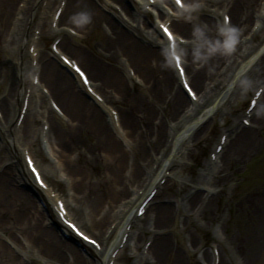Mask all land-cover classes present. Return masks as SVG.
<instances>
[{"label": "bare ground", "instance_id": "1", "mask_svg": "<svg viewBox=\"0 0 264 264\" xmlns=\"http://www.w3.org/2000/svg\"><path fill=\"white\" fill-rule=\"evenodd\" d=\"M43 1V17L36 23L43 35L36 41L31 34L28 40V26ZM129 1L0 0V52L16 55L17 48L24 57L20 71L13 69L14 61L0 58V234L21 233L18 238L5 236L16 249L0 235V264H109L113 259L114 264H128L132 256L133 264H214L217 256L208 249L197 254L209 234L204 231L202 237L197 229L206 230L200 223L205 218L217 221L225 231L230 214L242 232L226 236L232 247L221 249L219 264H256L262 257L264 185L237 197L226 194L243 163L263 145L259 135L264 130V91L249 126L243 122L251 115L236 111L252 87L264 88V0H184V8H190L186 18L180 17L182 8L173 0L132 1L136 12ZM147 6L157 10L159 19H144ZM223 11L224 19L230 15L229 25L220 21ZM156 21H171L196 100L184 88L169 55L168 39ZM57 33L63 35L61 54L66 51L80 61L105 103L88 91L72 68L42 47L41 42ZM258 35L261 41H256ZM74 37H81L87 46ZM31 41L37 42V55L30 61L24 45ZM30 71L32 81L39 76L38 84H31ZM134 76L144 87L131 88L129 84L137 81ZM26 98L28 108L18 125ZM47 98L58 100L63 116ZM115 107L120 125L112 111ZM229 115L233 119L228 125ZM39 119L48 120V131L37 124ZM218 125L219 143L222 135L227 141L218 156L223 154L221 160L208 158L195 175L194 163ZM43 136L54 157L46 167L40 163L37 146ZM20 151L33 157L47 189L38 186ZM49 177L66 182L74 191L75 197L64 198L69 214L99 236L100 251L81 238H77L80 246L67 239L75 234L55 211L52 202L56 204L61 194L52 197L55 187ZM28 188L39 196L33 197ZM154 189L144 215L134 214L139 200ZM73 207L86 213H76ZM52 222L60 224V232ZM144 239L151 242L147 250L141 249Z\"/></svg>", "mask_w": 264, "mask_h": 264}, {"label": "rangeland", "instance_id": "2", "mask_svg": "<svg viewBox=\"0 0 264 264\" xmlns=\"http://www.w3.org/2000/svg\"><path fill=\"white\" fill-rule=\"evenodd\" d=\"M41 3L42 4H40V6H39V11H38L37 16L33 18L30 26H28V29H29V30H27V38H28V40H29V36L31 34H34L35 31L37 30L38 25L36 23L39 22V21H41V18L43 17V10H44V8L46 6H45V2L44 1L41 2ZM132 7L134 8V6H131L130 5V8L131 9H132ZM54 9H53V11H54ZM183 13L180 14V15H183V18H186V17L190 16V13L188 12V10H186V12H183ZM143 17H144V19L151 20L153 22L155 20L153 13L150 12V11H148L147 15H145ZM223 20H224L223 19V15L220 14V21L223 22ZM50 22H51V19H50ZM155 24H157V23H155ZM65 25H68V24L65 23ZM39 31H41V28H39L37 30V32H39ZM37 35H40V34H37ZM42 35H43V33H42ZM9 37H11V35H9ZM44 37H45V35H44ZM44 37H42V38H44ZM58 37H59V34L48 36L45 39V43L44 42L43 43L41 42L42 47L44 48V45H45L47 47V50L48 51H51L52 50V44L54 43L55 40H57ZM260 38L261 37L259 35H258V37L257 36L255 37L256 41H258V40L261 41L262 38L261 39ZM28 40H25V43ZM73 41L78 42L79 44H81V46H84V45L87 44V43L85 44V41L84 40L82 41V38L81 37L80 38L74 37L73 38ZM95 45H97L98 48L101 49V46L99 47V44H95ZM183 47L184 46H182V48ZM24 48H25V52L28 53V56L30 57V61H31L32 59H31V52H29V44H25L24 45ZM14 52H16V55L10 52V53L7 54V56H6V53H3L2 54L0 52V58H2V57L3 58H6L10 62V64H12L11 61H14L13 62V66H14L13 69H16L17 71H20V69L22 67V61H24V57L22 56V51L21 50L19 51V49L16 48V50H14ZM97 52H99V50H93V53H95L98 56H100L99 53H97ZM68 55H70V54H68ZM57 58H58V60H60L59 57H57ZM32 76H33V72L30 71V78L29 79H30V82L31 83H32ZM133 78H135V76ZM136 78H137V76H136ZM136 80H135L136 82H134L135 84H132V85L129 84L132 89L134 88V90H135V89H138L139 87L140 88L144 87L143 82H141V80H139V78L136 79ZM247 81L248 80L246 79L245 82H247ZM112 90L115 92L114 88ZM254 91H255V87L251 88V90L249 91L248 96L246 98H244V100H242L241 103H240V105L238 106V110L236 111V114H239V112H241V111H243L245 109V107L247 106L248 101H249L250 97L253 95ZM99 92L101 93V96L104 97L103 92H101V91H99ZM46 102H48V100ZM57 103H58V100H57ZM113 110H115V112H119L118 109H116V107ZM219 119H220V123H222L223 120L221 118H219ZM232 119H233V115H231V116L229 115L228 116V120H227V124H230L231 121H232ZM37 124L40 127L43 126V120L39 119ZM220 131H221V127L218 125L217 128H216V130L214 131L213 135L211 136L208 144H205V142H204L203 145H205V147L202 150V151H204V154H203V156H201V159L200 160L199 159L196 160L197 163H194V165L196 167L194 169L195 175H197L199 173L202 165L209 158L210 151L214 149V146H215L216 142L218 141V138H219V135H220ZM259 136H260V138L263 141L262 148L248 162L243 163L242 166L244 168H241L242 171L236 173V178L233 180V183H232L233 185L227 186L229 188L228 194H226V197L227 198H231L233 196L237 197L241 193H243V192L245 193L246 191H248V190H250V189H252L254 187H257L259 185H261V186L264 185V130L261 132V134ZM37 146H39L38 155H39V159L41 161L40 163H41L42 166L46 167V166L49 165V162H50L49 159H50V157L46 154V151L44 150V145L42 144L41 139L38 140ZM20 157H21L22 161L24 162L22 151L20 152ZM255 163H257V165H255ZM193 168H194V166H193ZM49 180L53 183L54 187L63 196H67V195H70L71 196L72 195V196L75 197L74 191L72 189H70V187H68V184L66 182L56 180L53 177H49ZM175 189L176 188H171L170 191H175ZM185 191L186 190H184L181 193V195L184 194ZM224 199H225V196L222 198V201ZM73 208L75 209V212L76 213H81L82 215L86 213V211L84 209L82 210L80 207H73ZM33 212H36V208H33ZM134 213H135V211H134ZM37 214L38 213L36 212V215ZM228 214H230V212H229L228 207H226L225 208V211H224V217H225V219H227L229 217ZM77 215L80 216L79 214H77ZM236 222H238V220H236ZM200 223L203 224L204 228L206 227V230H204V229L203 230H198L197 229V232L198 233L201 232L200 235L202 237L204 236V231H208L209 234H208V238L206 239L205 245L203 246V249L200 250L201 248H199V250L197 252L198 256H200V254L202 253V251H204L205 249H208L209 250V253H212V246H214L215 244H217L219 250L226 249V248L230 249L232 246L228 242V239H226V236L229 235V237H232L233 235H236V234H239V233L242 232V228L239 227L237 223H235V218H234V216L232 214H230V221L228 222L227 227H226V230H225L226 233H225V231L223 229H219L218 228L220 225L218 224L217 221H209L208 219L202 218V220H200ZM191 227L193 229H196L193 226H191ZM91 234L94 235V236H96L97 238H99V236L96 235L95 233L91 232ZM0 235L2 236V234H0ZM12 235H15V237H17V236H20L21 233L19 231H12V232L10 231L7 234L3 235L2 237L5 238L7 240V242L10 245H12V247L14 249H16L15 246H14V244L11 243L10 239H7L5 237V236H8V237L11 236L12 237ZM175 239H176V243L178 244V246L184 248V243L182 242V240L181 239L178 240L177 238H175ZM146 242H147V239H144L143 242H142V246H144V244ZM126 251H127V254L128 253L129 254L131 253V251L128 250V248H127ZM19 256L23 258V255H20L19 254ZM134 258H135L134 256L128 258V260H127L128 264H133ZM236 264H238V263H236ZM256 264H264V252L262 253V257L260 258V261H257Z\"/></svg>", "mask_w": 264, "mask_h": 264}, {"label": "snow or ice", "instance_id": "3", "mask_svg": "<svg viewBox=\"0 0 264 264\" xmlns=\"http://www.w3.org/2000/svg\"><path fill=\"white\" fill-rule=\"evenodd\" d=\"M174 2L177 4V5H179L180 7H183V2H182V0H174ZM226 19H228L227 17H226ZM160 28L162 29V31L164 32V33H166L167 34V38L172 42V44H173V47L175 46V38H174V36H173V33L169 30V27L167 26V25H160ZM176 61H177V63L179 64L180 63V58L177 56L176 58ZM78 71H79V69H77ZM181 72H183V69L181 68ZM189 91H191V89H189ZM192 95H193V97L195 96V93L193 92L192 93ZM246 123H247V121H246ZM92 243H96V241H92Z\"/></svg>", "mask_w": 264, "mask_h": 264}]
</instances>
